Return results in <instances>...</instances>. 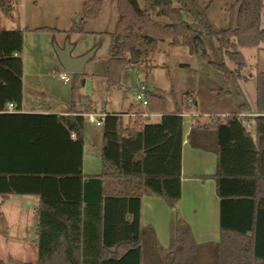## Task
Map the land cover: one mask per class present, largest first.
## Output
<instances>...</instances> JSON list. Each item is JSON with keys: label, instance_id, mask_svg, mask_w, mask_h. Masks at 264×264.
<instances>
[{"label": "trees", "instance_id": "1", "mask_svg": "<svg viewBox=\"0 0 264 264\" xmlns=\"http://www.w3.org/2000/svg\"><path fill=\"white\" fill-rule=\"evenodd\" d=\"M116 5L109 88L121 86L124 72L135 67L132 54L151 70L149 58L164 42L188 49L235 82L244 79L246 66L238 49L264 50V0H235L228 8L229 26L219 32L202 15L194 16L206 35L216 37L235 70L211 61L203 33L183 18L191 12L187 0H116ZM103 6L104 0H87L68 33L86 34L87 23L100 18ZM24 46V31L0 28V127L7 130L0 136V160L9 162L0 167V197L39 200L38 260L31 264H264V71L256 75V113L240 92L236 112L225 119L211 116L204 127L212 130L213 142L199 125L190 134L193 147L218 156L214 178L221 202L219 244L197 245L189 224L178 215L175 236L164 250L155 232L142 227V200L157 197L177 209L182 197L183 114L167 115L164 97L147 93L149 111L162 115L158 123L144 119L143 113L134 121L107 115L102 172L86 176V120L73 108L69 116L4 113L9 103L18 111L22 108ZM132 113L134 107L126 115ZM245 113L255 114L244 119L249 128L241 122Z\"/></svg>", "mask_w": 264, "mask_h": 264}, {"label": "rangeland", "instance_id": "2", "mask_svg": "<svg viewBox=\"0 0 264 264\" xmlns=\"http://www.w3.org/2000/svg\"><path fill=\"white\" fill-rule=\"evenodd\" d=\"M86 1L0 0V28L8 31L23 30L25 33V46L20 58L24 63L25 92L28 99L50 101L55 97L59 100V106L72 100L78 108H82L83 103L80 100L89 98L93 110L97 113H106L109 116L126 115L131 106H136L134 111L138 114L141 113L142 107L137 101V95L144 86L148 93H160L164 97L166 113L175 115L179 111L182 114L185 111L211 117L235 112L237 103L241 102L238 93L242 92L256 113V75L258 70L264 71L263 48L238 49L245 59L246 66L241 73L244 79L235 82L227 80L200 56L191 55L188 49L170 47L168 42L160 43L159 51L149 58V64L153 66L151 70H146L145 60L140 61L134 68L124 72L121 86L109 88L105 76L110 34L114 33L118 19L116 0H104L100 18L89 21L86 25V30H99L104 32L103 35L88 34L78 37V50L81 46L85 48L84 46L95 43L97 52L87 63L84 73L69 74L71 82L65 84L57 76L65 71L59 62L55 47L63 49L67 42L70 43L66 32L71 26V20L81 15ZM187 1L191 12L184 13L183 18L195 30L203 33V41L211 61L216 64L225 63L230 70H235L234 64L220 51L216 37L206 35L194 17L202 15L215 32L225 30L230 21L228 8L235 0H215L210 7V0ZM2 7L12 9L7 14ZM35 28H56L58 31L37 33L33 32ZM262 29L264 30V17ZM76 53V50L73 51L72 56ZM222 90L229 94L221 95ZM193 98L199 104L198 110L195 108L196 102ZM184 104L188 106H185L183 111ZM129 119L133 121L132 118ZM202 120L207 121L204 118ZM151 122L156 123V120L152 119ZM87 134L91 142L88 149L95 150L97 155L96 158H92L89 150L87 151V160L93 166L98 161L101 163L104 126L97 128L87 121L85 135ZM89 171L86 169V172ZM98 172L100 174L102 169ZM25 211L27 212L24 213ZM12 213L18 219L29 222L26 233L8 232ZM31 214L32 210L21 205L0 208V261L6 264H31L38 260V245L34 239L36 233L30 232L32 227L30 221L34 216Z\"/></svg>", "mask_w": 264, "mask_h": 264}, {"label": "crops", "instance_id": "3", "mask_svg": "<svg viewBox=\"0 0 264 264\" xmlns=\"http://www.w3.org/2000/svg\"><path fill=\"white\" fill-rule=\"evenodd\" d=\"M11 9L12 8H10L8 12H10ZM81 16L82 13L80 16H76L75 19L71 20V26L66 32L70 38V44L74 46L73 51L76 50L77 52L73 57L82 56L94 50L97 45L95 43H92L87 46H84L85 48H82L81 46V49L78 50L77 39L81 35L68 33L74 21L81 18ZM37 29H41V28H35L33 32H37L36 31ZM54 30H55L54 32L58 31L56 30V28ZM37 33H46V32H37ZM88 34L103 35L104 32L99 30H86V34L83 35H88ZM96 52L94 56L96 55ZM240 100L241 102L237 103L236 105L237 108L239 104L242 103V99ZM80 101L83 103L82 108H78V106L72 100L70 101V103H64L63 105L59 106V100L55 97H52L50 101H46V100L43 101L42 99L39 98L28 99L26 97V92H25V72H24L22 108L21 111H18L16 107L15 113H21L27 115L69 116L71 108L75 110L76 113L75 115L78 116L81 115L84 118L85 115L87 114L97 113L96 111L93 110L92 103L90 102L89 98L81 99ZM195 102H196L195 108L198 110L199 104L196 101V99ZM185 106L186 104H184V106L182 105L183 111L185 109ZM140 110L141 113H147L151 115V117L149 118L150 122L152 119H154L156 120V123H158L162 117L161 114L151 113L148 108L147 109L141 108ZM178 113H180V111ZM193 113L190 114V113H186L185 111L183 113L184 143H183V151H182V197L177 206V209L176 210L170 209L164 200L157 197H144L142 200V219H141L142 227L149 228L155 232L158 243L160 247H162L164 250H168L170 248L172 239L175 236L176 218L178 215L189 224L193 233L194 241L197 245L200 246L202 245L207 247L215 246L219 244L221 240V202L217 193V183L214 178L218 165V156L216 152L213 150L210 151V150L195 148L190 143V134L192 132V129L195 127L194 126L195 124L199 125V127L202 128L200 132H203V134L207 136H211L212 142L214 141L212 130L204 128L210 125L211 120H210V116H205V115L199 116L198 114H193ZM232 113L234 112H231L229 115H225V116L223 115L218 117L225 119L229 117ZM10 114H14V113H10ZM97 114L107 115L106 113H97ZM166 114L173 115L169 113ZM244 115L251 116L255 114L245 113ZM202 118L207 119V121H203ZM125 119L126 121L130 120L127 117H125ZM85 120L87 122L86 118ZM97 128H101V127H97ZM5 131H7L6 127L4 125H1L0 136H2V134ZM89 138L90 137L88 136V134L85 135L84 154H83V172L84 175L86 176L99 175L98 171L102 169V157H101V163H99L98 161V163H96V165L94 164L93 166L90 165L91 162L87 160L86 157L87 151L89 150L88 144H91ZM90 150H89L90 157L96 158L97 155L95 154V150L92 151ZM5 162L9 164L7 160H0V167H4ZM86 169H89L91 172L90 171L86 172ZM7 205L12 207H15L16 205H21V207L25 209L32 210L31 215L34 214V216L32 217V221H30V227L32 226L30 232L36 233L35 235L36 237H34V239L37 241V227H38L37 211L39 207V200L34 196H11L7 200L3 201L2 198L0 197V208H5ZM26 212L27 211H25L24 213ZM13 215L14 213L11 214L9 219L8 232L13 234L17 233V231L26 233L29 226V222L24 219L22 220L18 219L17 216H13ZM23 240L25 239L23 238Z\"/></svg>", "mask_w": 264, "mask_h": 264}, {"label": "built area", "instance_id": "4", "mask_svg": "<svg viewBox=\"0 0 264 264\" xmlns=\"http://www.w3.org/2000/svg\"><path fill=\"white\" fill-rule=\"evenodd\" d=\"M57 76L64 83L68 84V83L71 82V79H70L69 74L67 72L60 73ZM147 93H148V91H147L146 87L142 86L139 94L137 95V101L139 102L140 106L142 108H144V109L148 108ZM15 112H16V105L13 104V103H9L6 106L5 110H4V113H15ZM141 116L144 119H149L151 117V115H149L147 113H143ZM251 116H253V115H251ZM125 117L132 118L133 120H136V118L138 117V114L132 113L130 115H125ZM246 117H250V116H247V115H244V114L241 115L240 116L241 122H242V124H244L246 127L249 128L250 125L248 123H246L245 120H244ZM85 118L87 119V121L90 124L96 125L97 127H102V126L105 125V121H106L107 115L97 114V113H90V114L85 115Z\"/></svg>", "mask_w": 264, "mask_h": 264}, {"label": "water", "instance_id": "5", "mask_svg": "<svg viewBox=\"0 0 264 264\" xmlns=\"http://www.w3.org/2000/svg\"><path fill=\"white\" fill-rule=\"evenodd\" d=\"M59 62L68 74H83L85 66L94 57L95 49L79 57H73L72 51L74 46L67 42L63 49L55 47ZM139 62V58L132 54V64L136 65Z\"/></svg>", "mask_w": 264, "mask_h": 264}]
</instances>
